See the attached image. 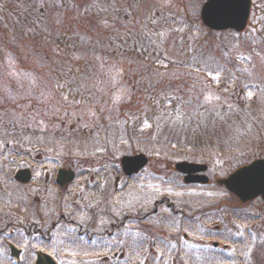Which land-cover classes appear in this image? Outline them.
<instances>
[{"label": "rangeland", "instance_id": "rangeland-1", "mask_svg": "<svg viewBox=\"0 0 264 264\" xmlns=\"http://www.w3.org/2000/svg\"><path fill=\"white\" fill-rule=\"evenodd\" d=\"M11 1L0 0V114H5L0 149L12 145L3 160L26 168L38 164L40 155L49 168H55L51 163L58 159L57 170L100 175L105 181L111 172L120 173L122 156L146 151L150 161L131 179L133 191L119 192L118 202L108 205L118 212V221L126 214L153 213L163 197L171 198L176 208L198 207L206 219L200 216L199 236L191 243L199 249L194 264H208V236L213 239L216 223L230 230L242 228L237 216L248 213L242 218L251 233L264 231V204L259 200L244 205L235 198L230 209L232 197L217 183L238 166L264 159V47L259 56L252 53L260 45V38L253 37L257 31L264 33V0H254L247 31L214 38L205 33L200 17L205 0H66L69 9L65 0H52L40 33H17L14 25L6 26L2 9ZM80 38L86 40L84 45H76ZM217 66L225 69L209 70ZM131 118L140 129L133 143L126 132ZM233 131L242 133L236 137L241 143L232 141ZM182 160L207 164L211 183L185 185L174 171ZM36 169L39 175L45 172ZM106 197L92 204L94 212L110 214ZM66 201L45 206L76 215ZM159 209L156 220L173 219ZM170 229L165 233H176ZM147 230L139 233L146 238L144 253L130 264L158 261L151 246L153 241L158 245L160 230L157 224ZM203 232H208L207 239L201 238ZM259 238L263 241L264 233ZM178 247H164L167 257L160 255L165 259L160 264H173L174 257L185 264ZM172 249L180 255L169 252ZM155 251L160 253V246ZM63 258L70 262L59 264H113L75 255Z\"/></svg>", "mask_w": 264, "mask_h": 264}, {"label": "flooded vegetation", "instance_id": "flooded-vegetation-1", "mask_svg": "<svg viewBox=\"0 0 264 264\" xmlns=\"http://www.w3.org/2000/svg\"><path fill=\"white\" fill-rule=\"evenodd\" d=\"M11 147V144H3V148L0 149V264L70 262L63 258L64 255L88 257L102 263L130 264L141 257L138 254L140 252L143 254L145 248L143 246H147L146 238L143 239L139 233L145 235L148 231L147 227L150 230V226L153 227L154 224L158 225L160 231L156 238L158 245L152 239L148 240L153 241L151 251L154 255L159 254V259L153 260L163 263L165 259L163 260L162 257L167 256L165 253L162 254V249L166 246H179L175 249H181L183 256H186L187 264L198 262V246L191 243L199 236L200 216L206 219V214L201 213L198 207L189 211L180 207L176 208L171 198L163 197L159 199L160 201L157 200L153 213L143 216H139L140 214H136L137 216L126 214L123 217L118 215L120 216L118 221L119 218L116 215L118 212L115 213L108 204L118 202L119 192L133 191L136 185L131 179L134 175L126 176L121 169L120 173L111 172L112 175L104 181L105 177L100 175L79 176L74 171L75 176L68 179L61 173L71 169L57 170L58 159H54L51 163V166L55 168H49L48 165L42 164L40 155L37 156L38 164H31L26 168L14 167L15 160L1 158L3 155L4 157L8 155L6 150ZM35 167L45 168V172L39 175ZM106 196L110 200L107 203L110 214L104 216L107 212H94L91 206L100 204L102 199L107 198ZM55 197L62 198L63 201H54ZM66 200L70 201V210L77 211L76 215L62 208L51 210L50 207L45 206L55 202L66 203ZM234 201L236 200H233V203ZM237 201L241 203L238 199ZM259 202L262 203V201ZM79 204L83 206L77 207ZM228 205H230L229 202ZM159 206L166 209L173 219L164 217L160 221L162 218L160 217L156 220ZM243 215L240 213L238 219H241ZM96 219L102 220L92 226L91 222ZM241 224L242 228L235 225L230 230L227 225L225 229L221 224L216 223L211 231L213 239L210 234L208 236V232H203L201 238L207 239L208 236L211 239L209 241L211 249H208L207 253L210 252L214 259L217 253L216 257L221 258L216 260L223 259V262L262 264L264 239L262 241L259 235H263L264 231L251 233L252 228H249L246 223ZM170 227L176 233H165L171 230ZM167 237L169 239H166ZM159 246L160 253L155 251V248ZM175 249L169 252L179 254L174 251ZM226 254L228 258L222 256ZM180 259L174 257L172 263H180ZM214 259L211 261L212 264L215 262ZM145 262H148V257L143 260V263ZM70 264H77V262Z\"/></svg>", "mask_w": 264, "mask_h": 264}, {"label": "water", "instance_id": "water-1", "mask_svg": "<svg viewBox=\"0 0 264 264\" xmlns=\"http://www.w3.org/2000/svg\"><path fill=\"white\" fill-rule=\"evenodd\" d=\"M252 0H208L202 9V19L204 24L215 31L235 30L243 32L248 24ZM148 159L145 155L125 156L122 159L124 171L127 174L138 172L146 166ZM177 171L186 174L205 172L207 166L192 164L187 162L178 163ZM61 175L72 179L73 174L62 172ZM209 181L207 176L197 177L195 179L188 176L186 182ZM221 184L225 185L231 192L236 194L247 202L261 196L264 199V159L257 160L252 164L245 166L229 178L223 180Z\"/></svg>", "mask_w": 264, "mask_h": 264}, {"label": "trees", "instance_id": "trees-1", "mask_svg": "<svg viewBox=\"0 0 264 264\" xmlns=\"http://www.w3.org/2000/svg\"><path fill=\"white\" fill-rule=\"evenodd\" d=\"M35 3H34V2ZM12 0L8 5L6 4L5 7H3L2 11L5 12L6 14V26H12L13 30L12 31H16L18 33V31L24 30L27 31V33H31V32H38L40 33L42 28L44 29L45 26V11L47 9V5L48 2H52V0ZM64 2H67L66 0ZM38 4L40 6H38ZM67 9H69V7H71V4L67 2ZM94 8H97V5H93ZM102 10H107L106 6H102ZM39 8V9H38ZM76 8V6H75ZM258 34L256 35V37L254 36L253 40H257V38H260V45L257 47V51H252L253 54H257L259 56V54L262 53V48L264 47V33H262L261 31H257ZM207 34L209 35V37H217L221 36L223 37L225 32L223 33H215V32H211L208 31ZM137 38V37H136ZM86 43L85 39L80 38L77 42L76 45L78 44L79 46L84 45ZM263 44V45H261ZM263 46V47H262ZM160 50V48H159ZM239 60V59H237ZM240 61V60H239ZM242 61V65L245 63V60H241ZM230 63L233 64L234 66H236L237 62L235 59H230ZM224 67V66H221ZM242 67V66H241ZM215 70V72H220L222 70H224L225 68H220V67H214L213 68ZM264 97V96H263ZM244 109H242L241 111H243ZM135 119L131 118L129 120H127L126 122V132H127V137H128V142L129 143H133L134 139H132L135 134V131H139V128H135ZM158 125V124H157ZM263 125V124H262ZM144 127V126H143ZM143 130V129H142ZM214 135L217 136V130H213L212 131ZM217 133V134H216ZM221 134H227L225 131H221ZM232 141L235 142H239L241 143L240 139L237 140L238 137H242V133L239 132L237 135L235 134V132H230ZM199 136V135H198ZM197 136V137H198ZM237 137V138H236ZM114 140V138H113ZM115 141V140H114ZM211 141V140H210ZM213 141V140H212ZM116 142V141H115ZM215 145L219 144V140L218 138L213 141ZM237 148V147H236ZM238 149V148H237ZM216 261V260H215ZM217 262H215L214 264H216ZM193 264V263H191ZM217 264H221V263H217Z\"/></svg>", "mask_w": 264, "mask_h": 264}]
</instances>
